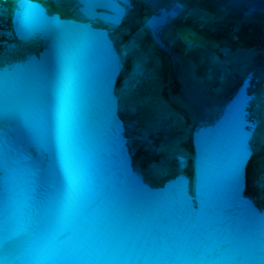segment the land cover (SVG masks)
Wrapping results in <instances>:
<instances>
[{
  "label": "water",
  "instance_id": "obj_1",
  "mask_svg": "<svg viewBox=\"0 0 264 264\" xmlns=\"http://www.w3.org/2000/svg\"><path fill=\"white\" fill-rule=\"evenodd\" d=\"M0 264H264V0H0Z\"/></svg>",
  "mask_w": 264,
  "mask_h": 264
}]
</instances>
